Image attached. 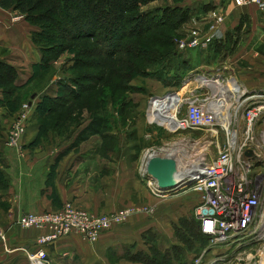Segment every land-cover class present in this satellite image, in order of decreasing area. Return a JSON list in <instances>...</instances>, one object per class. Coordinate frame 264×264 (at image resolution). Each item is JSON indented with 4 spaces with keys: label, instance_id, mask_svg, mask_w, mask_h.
I'll return each instance as SVG.
<instances>
[{
    "label": "rangeland",
    "instance_id": "374dc122",
    "mask_svg": "<svg viewBox=\"0 0 264 264\" xmlns=\"http://www.w3.org/2000/svg\"><path fill=\"white\" fill-rule=\"evenodd\" d=\"M227 2L229 1H212L215 5L211 13L204 12L202 9V6L208 3V0H161L147 7L145 6L144 10H153L159 5L187 6L190 4L191 9H194L188 23L175 26V21L172 19H168L163 25H156L154 22L149 28V33L141 36L133 35L125 39L124 46L129 42L149 46L148 39L152 37L153 33L158 34L161 42L158 45L160 58L154 62L151 60L150 55L140 52L129 54L122 52L108 59L102 54L101 47L92 38H85L77 42L74 46L62 51L57 58L52 55L55 59L45 71L41 72L37 80L38 83L35 81L29 84L21 92V110L26 109L27 119L26 123H22L26 129L18 138V141L20 142L22 137L26 136L25 134L33 121L41 126V120L33 119L31 105L29 102L27 103V100L31 98L30 91L42 90L43 87L44 90L40 95L30 100L35 101L39 98V104L42 102V96L45 93L51 96L63 94L58 90L60 85L57 80L59 78L68 80L72 76L86 73L100 75L104 80L97 83L95 89L82 90L76 98L72 99L71 104H75L73 114H68L69 109L66 110L65 108L55 115L48 116L47 121L45 120L46 125L42 126L43 138H49L50 134L55 131L59 132L61 137H65L71 134L72 130L77 129L79 135L76 150H135L136 157L140 160V174L143 176V158L148 152L159 151L164 147L162 149L170 148L169 150H171V148H174L178 151L211 150L212 155H214L219 149H227L229 138L228 131L224 128L220 129L219 134L214 135L207 130H185L181 133H172L164 128L151 126L150 123H147V112L148 105L153 97H165L173 93L179 94L184 99L200 96L202 100H205L215 94L213 100L217 102V99L224 101L223 96H219L220 93H223L228 98L232 97L228 102V114H230L225 116L227 119H232L229 124L230 129L238 134V140L242 144L246 136L243 113L247 105H242V101L255 91L245 92L246 96L241 97V99L236 97H239V92L250 85L257 86V89H264V87H261L264 86V55L260 58L258 55L249 57L245 54L246 51H243L246 43L242 40L249 33L247 32L248 27L243 26L242 35H239L235 48L226 50L224 56L221 53L207 57L209 53L211 54V47L215 45L214 42L222 39L217 35L210 44L199 48L181 49L180 47L181 42H188L193 38L206 36L210 32L211 26L216 24L221 16H224ZM230 22H232V19ZM233 29L234 27L230 31H233ZM139 30L141 29L138 28L131 34H140L142 31ZM232 44L230 43L229 47L233 46ZM175 50L178 51V55H171V52ZM162 64L163 66H161ZM71 67L74 69L68 70ZM158 69L162 74V78H164L162 80L158 79L157 76L152 77L151 74L144 73L154 72ZM42 73L44 74L42 75ZM130 76L131 79L128 80ZM202 77L212 79L216 84L212 83L215 85H211L210 88L207 84L205 85ZM37 84L38 86H36ZM44 102L48 107L53 106L47 100H44ZM26 103L29 104L28 107H25ZM98 105L99 108L96 110ZM4 112L5 117L11 113L8 108H5ZM183 112H185V108ZM11 114L13 115L11 122L8 116L0 121L2 122V124L0 123V130L7 133L8 143L14 130L20 129L17 127L18 123H16V118L20 115V112ZM67 115L71 118L68 120L63 119L60 125H56L57 117H66ZM107 118H109L108 121ZM226 122L227 125L230 121L227 120ZM96 128L99 129L97 131L99 133H96ZM151 132V137H148L147 135ZM263 132L264 119L259 120L257 123L254 140L249 141L248 145L243 144L242 148L251 147L256 150H264L262 146L261 148L256 147L263 141ZM102 133H106V135L103 136ZM111 133H114L112 138L108 137V135L111 136ZM22 144L24 145L25 141ZM39 145L43 147L46 143L44 144L43 140H39ZM160 155H166L165 150ZM159 198L153 204V207H156V213L153 216L157 217V221L163 224L162 228L161 225H157V228H160V231L156 229L160 240H155L156 244H162L159 246L163 249L165 244L178 240L175 234L171 238L168 237L165 229L168 228L171 231L173 223L178 222L181 217H192L194 215L198 195L192 188H188ZM207 248L208 243L196 246L193 254L188 255L190 263L194 264L198 255ZM263 259L264 241L251 236L242 245L231 243L227 246L208 248L201 264H261ZM116 263L121 264L118 257H116Z\"/></svg>",
    "mask_w": 264,
    "mask_h": 264
},
{
    "label": "crops",
    "instance_id": "0c3cea01",
    "mask_svg": "<svg viewBox=\"0 0 264 264\" xmlns=\"http://www.w3.org/2000/svg\"><path fill=\"white\" fill-rule=\"evenodd\" d=\"M212 1L216 0H208V3ZM228 1L224 24L219 26L216 35L223 38L244 17L249 33L242 40L246 43L243 51L249 57H262L264 10L253 4L237 6ZM33 29L20 14L0 5V61L19 69L18 84L27 82L41 62V53L31 37ZM214 54L221 53L213 45L207 57ZM257 88L248 86L252 90ZM38 99L32 100L33 119ZM4 109L0 107V121L8 116H4ZM8 117L11 122L13 115ZM30 125L26 136L16 146H11L7 142V133L0 130V231L6 232L8 239L6 244L0 242V264H30L27 253L38 248L37 238L43 231L20 227L17 220L21 213L54 210L67 201L93 213H111L127 206H133L137 211L126 223L107 231L95 243H88L79 234H71L50 244L46 251L53 264H119L116 257L121 264H143L128 259V253L148 251L145 242L148 232H152L149 235L155 240H160L156 229L160 231L157 225L162 228L163 224L157 217L140 210L143 206H154L160 196L148 187L146 178L140 174V160L135 150H76L77 129L65 137L55 131L45 139L39 138V126L34 121ZM39 140L46 145L41 147ZM165 230L168 237L174 235L173 228ZM174 243L177 241H170L165 248ZM186 264H192L189 258Z\"/></svg>",
    "mask_w": 264,
    "mask_h": 264
},
{
    "label": "built area",
    "instance_id": "2783aa9c",
    "mask_svg": "<svg viewBox=\"0 0 264 264\" xmlns=\"http://www.w3.org/2000/svg\"><path fill=\"white\" fill-rule=\"evenodd\" d=\"M237 6L256 5L264 10V0H232ZM224 21V16L202 38H193L188 42H181V49L199 48L208 45L216 37V31ZM205 85L216 82L202 77ZM219 85H223L218 83ZM243 94L255 91L264 94V89H243ZM214 95L202 100L200 96L181 98L179 94L154 96L149 103L148 122L164 128L172 133H181L185 130H207L212 134H219L224 128L228 132L227 149H219L212 155L211 150H184L178 159L182 158V171H192L199 181L192 187L198 195V203L194 216L200 222L202 233L208 238V248L227 246L231 243L242 245L249 237L264 241V150L242 148L248 145L256 135L257 123L264 119V99L257 100L246 96L242 105L247 104L244 111L245 139L242 144L238 140V134L231 131L229 124L222 123L225 117L214 105ZM169 99V100H168ZM241 99V97H240ZM240 101V100H239ZM241 104V102H240ZM29 104L26 103L25 107ZM185 108V112L183 109ZM26 110V109H25ZM20 111L16 118L20 129H15L11 134L9 144L18 145V138L26 127V111ZM20 126V127H19ZM264 133V132H263ZM152 132L147 136L151 137ZM262 144V145H261ZM264 147L263 141L256 147ZM163 150L148 152L143 158V176L146 175V165L151 157ZM177 159V158H176ZM263 161V162H262ZM148 187L157 193V182L147 179ZM148 216L156 213V207L143 206L140 209ZM204 210H212L205 213ZM137 211L133 206L124 207L111 213H93L79 207L72 201L65 202L60 208L43 212H23L17 223L25 229L36 228L43 231L37 238L38 248L27 253L30 264H53L46 248L60 238L71 234H79L88 243L97 242L104 233L118 228L127 222L129 217ZM7 234L0 231V242L7 243ZM207 248V249H208ZM205 249L198 255L194 264H201Z\"/></svg>",
    "mask_w": 264,
    "mask_h": 264
},
{
    "label": "trees",
    "instance_id": "16d2710c",
    "mask_svg": "<svg viewBox=\"0 0 264 264\" xmlns=\"http://www.w3.org/2000/svg\"><path fill=\"white\" fill-rule=\"evenodd\" d=\"M155 1L158 0H0L2 8L17 12L34 27L31 31L32 41L41 53V62L36 65L34 74L24 84L17 83L19 69L16 66L0 61V88L2 90L0 107L8 108L11 113L20 112L21 92L29 84L37 82L41 72L51 65L53 59H55L54 57L57 58L62 51L69 49L70 46H74L85 38L94 39L101 47L102 54L108 59L122 52L127 54L133 52L146 53L150 55L153 62L160 58L158 45L161 42L158 34L153 33L152 37L150 36L151 38L148 39L149 46H141L137 42H129L124 46L125 39L133 35L141 36L149 33V28L154 22L156 25H163L168 19H172L175 21V26L188 23L194 9L187 6L166 5L158 6L153 10H144L145 6ZM214 5L213 3H207L202 6V9L204 12H208L213 9ZM246 22L248 21L242 17L233 31H228L224 39L215 41L216 51L224 56L226 50L235 48L238 42L237 39ZM138 28L141 29L139 31H142L140 34H131ZM230 43L233 46L229 47ZM140 53L139 55H141ZM171 55L177 56L178 51H172ZM71 69L74 68L71 67L68 70ZM159 69L144 73L151 74L152 77L157 76L158 79L162 80L164 78H162ZM130 79L131 76L128 80ZM103 80L104 78L100 75L86 73L72 76L68 80L59 78L57 80L60 85L58 90L63 94L51 96L45 93L42 96V102L37 104L34 118L41 120L39 138L42 137V126L46 125L48 116L55 115L65 108L66 110L69 109L68 114H73L75 104H71L72 99L76 98L82 90L95 89L97 83ZM47 87L51 89L49 85ZM42 90H44L43 87ZM42 90L30 91L31 98L33 95H35L34 98L39 96ZM31 98L27 100V103L30 102ZM44 100H47L53 106L48 107ZM98 108L99 105L96 106V110ZM6 111L8 112V110ZM70 118L69 115L57 117L56 125H60L63 119L68 120ZM97 131H99L98 128H96V133H99ZM102 135L104 136L106 133H102ZM110 135L108 137H114V133ZM173 230L178 239L177 243L162 249L156 244L154 236L149 235L152 233L149 231L145 241L148 251L137 250L135 253H128V259L143 264H174L175 261L179 264H186L188 255L193 254L196 246L208 243V238L202 233L200 222L194 215L192 217H181L178 222L173 223Z\"/></svg>",
    "mask_w": 264,
    "mask_h": 264
},
{
    "label": "water",
    "instance_id": "95a60500",
    "mask_svg": "<svg viewBox=\"0 0 264 264\" xmlns=\"http://www.w3.org/2000/svg\"><path fill=\"white\" fill-rule=\"evenodd\" d=\"M29 104L31 105L32 101ZM146 170L145 177L157 182V194L159 196H168L179 190L192 188L199 181V178L192 171H178L177 159L174 157L151 156L147 161ZM204 212L212 213L213 211L204 210Z\"/></svg>",
    "mask_w": 264,
    "mask_h": 264
},
{
    "label": "bare ground",
    "instance_id": "6f19581e",
    "mask_svg": "<svg viewBox=\"0 0 264 264\" xmlns=\"http://www.w3.org/2000/svg\"><path fill=\"white\" fill-rule=\"evenodd\" d=\"M212 81H208V84H209V86H211V85H215V84H212L211 83ZM219 90V89H218ZM223 90V89H222ZM243 92L244 91H241V92H239V97H236V98H240V97H244L245 95H242L243 94ZM227 95V94H226ZM248 95V94H247ZM219 96H223V99H224V101H220V100H218L217 99V102H215L214 103V105H216V108L217 109H219V112H221V114H223L224 116L226 115V116H229V114H228V112H229V105H228V102H229V100L230 99H232V97L231 98H228V96H225L223 93H220V95ZM248 96H250V95H248ZM235 97V96H234ZM249 98H256L257 100H259V99H264V94H257V92H254V95H252V96H250ZM169 100V99H168ZM222 107H224V108H222ZM223 117L222 118V123H227L226 121L228 120V121H230L231 119H227V117ZM162 148H164V147H162ZM160 149V150H165V152H166V155H164V156H169V157H174V158H177V163H178V171H180V170H182V167H183V164H182V158H180V159H178V155L180 154V155H182L181 154V151H178L177 149H171V150H169V149ZM175 148H177V147H175ZM168 150V151H167ZM177 150V151H176ZM183 153H185V151L183 150ZM160 154H162V152H159V153H155V154H148L147 156H148V158H149V156H155V155H160ZM163 156V155H162ZM184 171V170H183ZM184 172H186V171H184ZM261 264H264V259L261 261Z\"/></svg>",
    "mask_w": 264,
    "mask_h": 264
}]
</instances>
